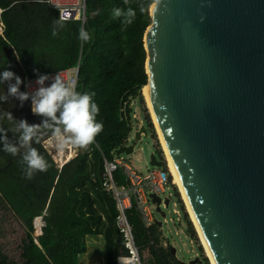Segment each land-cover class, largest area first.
Wrapping results in <instances>:
<instances>
[{
  "label": "water",
  "instance_id": "1",
  "mask_svg": "<svg viewBox=\"0 0 264 264\" xmlns=\"http://www.w3.org/2000/svg\"><path fill=\"white\" fill-rule=\"evenodd\" d=\"M150 17L145 88L213 263L264 264V0H162Z\"/></svg>",
  "mask_w": 264,
  "mask_h": 264
},
{
  "label": "trees",
  "instance_id": "2",
  "mask_svg": "<svg viewBox=\"0 0 264 264\" xmlns=\"http://www.w3.org/2000/svg\"><path fill=\"white\" fill-rule=\"evenodd\" d=\"M47 1L0 0L1 23L5 27L4 33L0 34V72L10 70L18 75L23 81L21 92H24L25 82L38 77L37 73L51 75L70 70L82 58V42L78 38L82 20L64 23L53 36L54 21L59 20V12L50 8ZM115 7L137 10L134 23L124 31L120 20L112 16ZM88 12L93 35L85 42L87 55L83 59L80 93H94L93 101L100 109L96 121L103 124L95 141L107 161L112 162L114 154L131 133L132 101L139 100L143 107L146 105L142 95L148 84L144 38L151 25L150 10L140 13L137 0H129L127 5L124 0H92ZM4 95H7V84H0V96ZM20 104L15 97H9L7 102L0 101V130L6 132L9 143L19 148L18 154L13 156L3 151L4 144L0 141V264H59L50 258L62 251V245L52 234L45 233L40 240L43 250L39 249L34 243V223L38 218L48 220L44 215L47 210L50 219L57 220L58 232L63 236V226L72 224L74 204L80 196L86 198L92 192L88 184L98 171L99 154L93 147L91 151L80 149L82 152L60 170L44 146L50 131L43 130L34 138L32 146L44 156L49 167L28 179L24 171L26 166L21 164L25 149L19 146L20 133L14 131L15 123L27 120L29 124H41L44 118L32 114L30 100L25 101L23 107ZM146 110L147 121L155 133ZM5 113H11L13 118L10 120ZM36 139H40V143H36ZM87 156L89 163L80 178L88 180L87 185L81 191H74L71 187ZM115 178L118 186L125 185L121 170ZM180 205L190 221L181 202ZM127 214L136 246H142L145 254L154 256L155 260L151 259V262L169 264L164 261L171 260L175 263L169 253L160 250V242L155 236L158 225L145 229L135 207ZM188 227L190 237L196 239L191 222Z\"/></svg>",
  "mask_w": 264,
  "mask_h": 264
},
{
  "label": "clouds",
  "instance_id": "3",
  "mask_svg": "<svg viewBox=\"0 0 264 264\" xmlns=\"http://www.w3.org/2000/svg\"><path fill=\"white\" fill-rule=\"evenodd\" d=\"M124 3L127 5L129 0H124ZM161 5L162 0H147V2L146 0H137V7L142 14L152 9H159ZM68 15L70 13L67 10H60L59 20L54 21L53 36L57 35L58 27L64 26ZM112 16L114 19L120 20L121 30L124 31L134 23L137 10L133 7L127 9L115 7L112 9ZM78 31V38L81 42H88L91 39L83 24ZM37 75L36 83L39 87L31 94V112L44 119L41 124H29L27 120H19L16 121L14 128V131L20 133V148L25 149L21 164L26 166L24 171L28 179H31L36 172L47 171L49 167L44 156L32 146L34 138L38 137V134L43 130L50 131L48 142L55 147L57 152L68 155H71L73 151L86 149L103 130V124L96 121L100 109L93 101L94 93L81 94L77 92L75 83L66 81L60 73L51 78L52 82L49 86H45L49 76L39 73ZM22 83L21 78L13 71L0 72V84H7V95L0 96V101L7 102L9 97H15L23 107L30 95L20 91ZM4 115L10 120L13 118L11 113ZM0 141L4 144V152L13 156L18 154L19 148L9 143L6 132L2 130H0ZM36 143H40V139H36ZM122 259V257H118L120 264Z\"/></svg>",
  "mask_w": 264,
  "mask_h": 264
},
{
  "label": "crops",
  "instance_id": "4",
  "mask_svg": "<svg viewBox=\"0 0 264 264\" xmlns=\"http://www.w3.org/2000/svg\"><path fill=\"white\" fill-rule=\"evenodd\" d=\"M1 13L3 14V11L0 9V28L2 29V31H0V34H3L5 31V27L1 23V20H2ZM84 49H86L85 42H82V58L79 61V64L76 67H74V68H77L78 66H80L81 71H82V66H83L82 59H83ZM62 71H65V70H62ZM80 88H81V80L79 83V90H78L79 93H80ZM23 90L25 92V84L23 86ZM130 127H131V133L128 139L124 141L120 149L134 147V150L130 154H119L118 153V151L120 150L119 149L114 154L113 161L117 159H122L128 164L126 157H130L135 152L136 145L141 142L142 136H144V133L141 132V130L144 128L143 122L140 121L139 128L136 129V125H133V117H132L130 120ZM140 132H141V137L138 143L136 142L135 137ZM132 141H135V142H132ZM94 142H95L93 143L95 145L94 150L97 151L99 154L98 171L93 176L92 182L88 184V186L92 188V192L90 196L86 198H83L82 196H80L79 200H77L76 203L74 204L73 213H72V224L69 227H65L64 225L63 230L61 232L63 236H60V233L58 232L59 224L54 217L52 220L50 219L49 215L47 214V210L45 211L44 215L45 217L48 218V220H45L43 218H38L36 219L34 223V232H33L34 243L39 249L43 250L40 244V240L45 236V233L52 234L54 238L56 239V242L62 245V251L58 253L55 257L50 258V260L55 261L59 264H120V262L118 261V257L125 258L128 256V252L125 249V240L123 239V236L120 233V230L118 228H114L111 225L109 215H108V204L104 198L106 193H103V188L101 187L99 183L100 182L99 181L100 170L102 166L105 167V165L109 163V161H107V158L105 154L103 153V150L100 147V145L96 143V141ZM88 151H91V150H88ZM88 163L89 161H87L84 167V170L79 172L77 176V180L75 179V183L71 187L74 189V191L76 190L81 191L84 188V186L86 187L88 180L86 179L82 180L80 178L84 175V171L86 170ZM150 163H151V158H150ZM120 170L123 172V176L125 178V185L123 183L122 185L118 186L115 175ZM160 170H167V169L165 167L162 169L154 168L152 171H160ZM152 171L149 170L148 173ZM80 180L83 181L82 184H80ZM113 181L115 185L119 187L120 189L129 188V182L127 179V175L123 168H119L113 174ZM171 184L174 185V189H175L176 186L174 184V181H172ZM177 189H175V192H176V198L178 200ZM159 198L161 199L160 207L162 210V214H164V216L162 214L161 215L159 214L158 218L160 220L156 222V224L158 225V232L155 234V236L157 240L160 242V245H161L160 250L162 252L169 253L171 257H173L176 261L175 263H173L171 260H165L164 263H168L169 261V264H185L179 261V259H177V257L183 258L182 256L179 255L181 249H179L178 247H169L168 245H171L173 243L170 242V240H168L165 237L164 231H163V234L160 231L161 224L163 228H164V225L167 224L166 222L167 214L165 213V211H167L171 206L172 195H169V197H159ZM166 201H169V206L166 205L167 204ZM155 205L157 206V204ZM134 207L137 209L139 216L142 220V216L136 206L135 199H132V208L128 210L127 213H129V211H131ZM107 215H108V219H107ZM142 223L145 229L147 230L152 228V226H154L152 225L150 227H147L143 221ZM137 248L139 249L142 264H160L156 261H153L152 263L151 259L155 260L154 256L151 253L145 254V252L143 251L144 248L142 246H137ZM182 248L187 249V245H183ZM193 258H195V260H193L191 263L186 261V264H198V259H197L198 257L195 256Z\"/></svg>",
  "mask_w": 264,
  "mask_h": 264
},
{
  "label": "built area",
  "instance_id": "5",
  "mask_svg": "<svg viewBox=\"0 0 264 264\" xmlns=\"http://www.w3.org/2000/svg\"><path fill=\"white\" fill-rule=\"evenodd\" d=\"M91 1L92 0H48L47 4L50 8L59 12V18L61 9L67 10L70 13V15L66 17L65 23L82 20L84 28L88 31L90 36H92L93 34L88 24L91 18L88 12V6ZM86 55L87 53L84 49L83 59ZM57 73H60L66 81L74 82L76 85V91L79 92V83L82 77L80 66L71 70L60 71ZM57 73L49 75V80L45 82V86H49L51 84V78ZM37 79L38 77H34L28 79L25 82V92L29 93L30 101L31 94H33L39 87V85L36 83ZM93 143L83 150H92V147H95ZM45 145H48V140L45 142ZM50 145L53 146L51 143ZM46 149H48L47 146ZM72 158H74V156ZM63 160L64 158L62 160L59 159V162ZM65 161L67 162L62 165V167H59V169H62L67 163L70 162V160L67 158H65ZM119 168H123L126 172L129 182L128 189H120L113 181V174ZM105 171L107 175V186H103L100 178L99 183L103 188V193H106L104 198L108 204L109 219L111 225L120 230V233L125 240V249L128 252V256L121 260V264H142L139 249L137 248L134 240L133 230L128 220L127 211L132 208V199H135L136 206L141 213L144 224L147 227L155 225L157 222L156 216L159 214L157 213V206L153 203L152 196L156 195L157 197H164L163 195L166 194V185L172 183L173 176L171 175L169 169L152 171L147 175H141L133 170L122 159H117L113 162L107 163L105 165ZM176 214L179 215L178 212H176ZM177 222L179 223V219Z\"/></svg>",
  "mask_w": 264,
  "mask_h": 264
},
{
  "label": "rangeland",
  "instance_id": "6",
  "mask_svg": "<svg viewBox=\"0 0 264 264\" xmlns=\"http://www.w3.org/2000/svg\"><path fill=\"white\" fill-rule=\"evenodd\" d=\"M143 91H144V89L142 90V95L144 96ZM144 98H145V96H144ZM145 103H146V105H145V107H143L140 104L139 100H134V101H132L131 109L133 110V116H132L133 117V125H136V129H138L139 125H140V121L143 122V126L148 132V136L147 137L142 136L141 142L136 145L135 152L130 157H126L128 165L133 170L140 173L141 175H146L149 170L152 171L154 169L153 167H151L149 165L150 164V158L153 155H157L159 160H161L162 162L164 161L163 162L164 167L166 169H169L167 156H166V153H165L164 148L162 146V142L160 140V137L158 135L157 127H156V124L152 118V114L149 110L146 98H145ZM145 110L148 111L150 119H151V121L154 125V128H155V133H153L151 125H149V123L147 121L148 116L146 117L147 112L145 114ZM138 131H140V130H138ZM132 142H135V141H132ZM44 146L45 147L47 146L48 152H50L55 163L56 164L58 163L57 164L58 167H62V165H64L67 162V161H65V158L68 159V157L70 155L68 156V154L65 153L64 160L59 162V155L57 153V150L54 148V146H51L49 142H48V145L44 144ZM80 152H82V151H80V150L73 151L71 153V155H73L74 158H76L80 154ZM74 158H71L69 160L72 161ZM175 186L177 187L176 184H175ZM177 191H178V189H177ZM169 195H172V199H171L172 201H171L170 208L167 211H165V213L167 214V219H166L167 224L164 225V228L163 227L160 228V231L162 232V234L164 231L165 237L168 240H170V242L173 243V244H171L168 241L171 244L168 246L169 247H178L179 249H181L179 255L182 256L183 258L177 257V259H179V261H181L185 264H186V261L191 263L193 260H195V258H193L195 256L198 257L197 258L198 264H211V261L207 256L206 250H205L204 245L201 241L199 233H198V231H197V229L193 223L192 217H191V215L187 209L185 201L183 200V197L179 193V191L177 194V196H178V200H177L174 185L171 183L166 185V194L163 196L169 197ZM180 202L184 206V209L186 210V215H188L190 221H188V219L185 217V213L183 212V210L181 208ZM176 212H178L179 215H177ZM158 217H159V215L156 216L157 221L160 220ZM178 219H179V223H177ZM189 222L192 223V225L196 231V234H197L196 239H193L189 235V227H188ZM183 245H187V249L182 248ZM206 260H208V263H206Z\"/></svg>",
  "mask_w": 264,
  "mask_h": 264
},
{
  "label": "bare ground",
  "instance_id": "7",
  "mask_svg": "<svg viewBox=\"0 0 264 264\" xmlns=\"http://www.w3.org/2000/svg\"><path fill=\"white\" fill-rule=\"evenodd\" d=\"M0 31H2L1 28H0ZM147 89H148V88H144L143 93H144V96H145V98H146V101H147V104H148L149 110H150V112H151V114H152V118H153V120H154V122H155V124H156V126H157V129H158V135H159V137H160V140H161V142H162V146H163L164 151H165L166 156H167L169 170H170V172H171V175L173 176L174 183L177 185V188H178V190H179V193L182 195L183 200L185 201V204H186V206H187V209H188V211H189V213H190V215H191V217H192L193 223H194V225H195V227H196V229H197V231H198V233H199V236H200V238H201V241H202V243H203V245H204V248H205V250H206L207 256H208V258L210 259L211 264H214V263H213L212 256H211V253H210V251H209V249H208V247H207V245H206V243H205V241H204L203 236H202L201 233H200L201 231H200L199 226H198V224H197V222H196L195 216H194V214H193V212H192V210H191V207H190V205H189V202H188L187 199H186V196H185L184 190H183V188H182V185H181V182H180L179 176H178V174H177V172H176V169H175V165H174V163H173V161H172V159H171V157H170V154H169V151H168V149H167V147H166V144H165V142H164L163 136H162V134H161L160 131H159L158 124H157V121H156V118H155V115H154V111H153V108H152V105H151V102H150V99H149V96H148ZM64 155H65V153H64V154L59 153V159L62 160V159L64 158ZM72 157H73V156L70 155V156L68 157V159H71ZM88 159H89V157L87 156V157L85 158V160L83 161L82 165H81L80 171L83 170V168L85 167V165H86ZM99 177H100V180H101L103 186L106 187V186H107V175H106V171H105V167H104V166H102V168H101V170H100Z\"/></svg>",
  "mask_w": 264,
  "mask_h": 264
}]
</instances>
